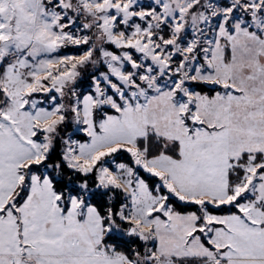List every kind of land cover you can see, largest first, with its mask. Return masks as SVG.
Wrapping results in <instances>:
<instances>
[{
	"label": "snow or ice",
	"instance_id": "snow-or-ice-1",
	"mask_svg": "<svg viewBox=\"0 0 264 264\" xmlns=\"http://www.w3.org/2000/svg\"><path fill=\"white\" fill-rule=\"evenodd\" d=\"M0 264H264V0H0Z\"/></svg>",
	"mask_w": 264,
	"mask_h": 264
}]
</instances>
